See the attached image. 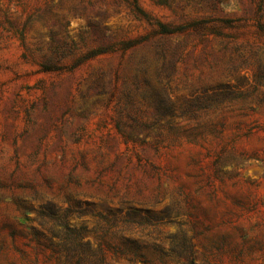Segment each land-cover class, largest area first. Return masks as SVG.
Returning <instances> with one entry per match:
<instances>
[{"label": "rangeland", "instance_id": "1", "mask_svg": "<svg viewBox=\"0 0 264 264\" xmlns=\"http://www.w3.org/2000/svg\"><path fill=\"white\" fill-rule=\"evenodd\" d=\"M101 259L264 264V0H0V264Z\"/></svg>", "mask_w": 264, "mask_h": 264}, {"label": "trees", "instance_id": "2", "mask_svg": "<svg viewBox=\"0 0 264 264\" xmlns=\"http://www.w3.org/2000/svg\"><path fill=\"white\" fill-rule=\"evenodd\" d=\"M159 28H160V30H161V32H162L163 34H170V33H171V32H168V28L165 27V26L160 25ZM98 264H105V263H104V260L101 259L100 261H98Z\"/></svg>", "mask_w": 264, "mask_h": 264}]
</instances>
